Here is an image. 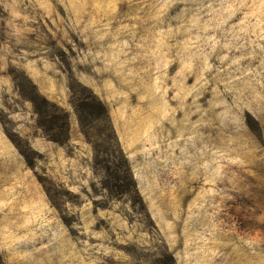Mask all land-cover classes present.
Wrapping results in <instances>:
<instances>
[{
  "label": "rangeland",
  "instance_id": "obj_1",
  "mask_svg": "<svg viewBox=\"0 0 264 264\" xmlns=\"http://www.w3.org/2000/svg\"><path fill=\"white\" fill-rule=\"evenodd\" d=\"M0 264H264V0H0Z\"/></svg>",
  "mask_w": 264,
  "mask_h": 264
}]
</instances>
